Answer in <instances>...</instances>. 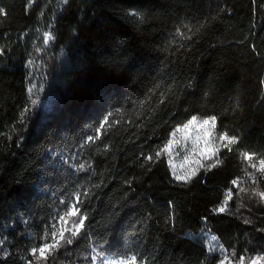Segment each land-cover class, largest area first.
Segmentation results:
<instances>
[{
  "label": "trees",
  "instance_id": "1",
  "mask_svg": "<svg viewBox=\"0 0 264 264\" xmlns=\"http://www.w3.org/2000/svg\"><path fill=\"white\" fill-rule=\"evenodd\" d=\"M0 9V264H37L30 250L75 192L88 194L84 228L38 264H92L93 249L107 260L219 264L193 238L203 230L233 264L264 254V202L253 194L264 177L237 144L264 118V0H0ZM194 116L215 117L216 134L238 140L177 180L162 149Z\"/></svg>",
  "mask_w": 264,
  "mask_h": 264
},
{
  "label": "snow or ice",
  "instance_id": "2",
  "mask_svg": "<svg viewBox=\"0 0 264 264\" xmlns=\"http://www.w3.org/2000/svg\"><path fill=\"white\" fill-rule=\"evenodd\" d=\"M67 2V0H65ZM4 10L0 9V13H3ZM50 39H53L51 33L45 32L44 33V43L47 44ZM215 117H210L209 120H204L202 122H199V126L201 128L206 129L203 135V140L205 143V149L202 151L205 153L207 158L211 159L213 156H218L219 149L215 147H209L210 140L209 137H211V131H208L207 128L210 125V123L214 126L215 124ZM108 123L107 118H105L104 122L100 124V128L97 130L99 132L100 129H103L105 127V124ZM198 123L197 118L194 116L192 119L183 126V129L186 130L190 126L196 125ZM178 131L180 129H177ZM175 133H173V136ZM98 137H88L89 141H94ZM201 137H198L197 140L199 141ZM218 140L220 142H227V143H222V146L224 148H227L229 151H231V145L233 143H236L238 138L235 136L229 137L226 133H222L219 135ZM175 141L169 140L167 144L164 145V148L162 151H171L172 145ZM156 156L160 155V152H157L155 154ZM243 157L245 160L249 162V165L251 168L256 169L261 173V176L264 177V158H260L257 162H252L253 157L256 155L255 153H242ZM146 159L152 160V156H147ZM220 161L217 159V163ZM214 167L215 165H211ZM81 168L84 167V165H80ZM191 175H195V172H192ZM191 175H186L184 177L181 176H176L177 180H189L191 179ZM253 182H257V177L249 173L248 174ZM233 185L237 184L236 180L232 181ZM241 191H246L245 189H241ZM253 194L258 196L260 198L261 202H264V191L257 192L253 190ZM81 195L87 196V193L81 194L80 192H75L73 193V196L75 197L74 200L65 202L61 201L60 203L65 204V210L63 212H58L57 216L55 217L56 223H59L61 226L59 228L56 227V223H53L51 230L49 231L47 228L45 229L44 236L42 237L46 242L39 245L38 247H33L30 252L34 260L37 262L43 260L47 262L48 257L51 256L56 250H58L60 247H62L64 244L71 245L75 239L80 233L81 230L85 226V220L87 218V214L81 212L80 205L83 203L81 200ZM228 199L231 198V190L226 194ZM224 204H227V200L224 202ZM218 211L223 212L225 211V207H220ZM71 219V226H67L69 224V219ZM248 223L249 221H245ZM65 233H68V235H65ZM50 238V242H47ZM216 238L213 237V240ZM220 250L222 253V258L219 261V264H232V260L230 256L228 255V250L223 247V245H220ZM95 252V255L91 257L92 259V264H96L97 260H101V264H147V261L145 259H140L138 260V256L136 254L132 255H126V256H121L118 259H111L107 260L104 259L105 254L104 252L101 251H96L93 249ZM39 253V255H37ZM236 255L235 250L232 251V256L234 257ZM245 259L246 257L244 255H241L239 259L236 261V264H245ZM261 262H264V254H257L253 257L248 258V264H261ZM28 264H33L32 260L28 261Z\"/></svg>",
  "mask_w": 264,
  "mask_h": 264
},
{
  "label": "rangeland",
  "instance_id": "3",
  "mask_svg": "<svg viewBox=\"0 0 264 264\" xmlns=\"http://www.w3.org/2000/svg\"><path fill=\"white\" fill-rule=\"evenodd\" d=\"M34 41V40H33ZM35 42V41H34ZM34 60V59H33ZM30 61L34 65V61ZM35 66V65H34ZM39 70V69H37ZM197 118V117H196ZM209 119L197 118L198 123L190 126L184 130L183 126L176 129L173 133L175 135L170 136V140L175 141L172 145L171 151H167V164L170 169L172 176L176 179V176L184 177L191 175L202 167V165L210 162L211 160L218 158L222 150L225 148L222 143L218 140V135L215 132V127L210 123L207 130L211 131V137H209V147H215L219 149L218 156H213L211 159L207 158L205 153L202 151L205 149V143L203 135L206 129L199 126V122ZM188 123V122H187ZM186 123V124H187ZM198 137H201L199 141ZM237 144L247 153L258 154L264 152V118H255L252 122L251 128L248 132L237 142ZM213 235L203 230L196 234L193 238L198 240L210 254H218L222 258L220 250V244L217 239L213 240ZM1 249V243H0ZM96 264H101L97 263ZM227 264V262H226ZM233 264V263H232ZM264 264V262H261Z\"/></svg>",
  "mask_w": 264,
  "mask_h": 264
}]
</instances>
